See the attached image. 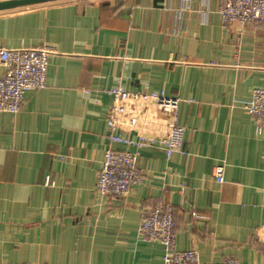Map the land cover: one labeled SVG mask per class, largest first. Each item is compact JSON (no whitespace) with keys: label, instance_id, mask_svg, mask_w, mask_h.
I'll return each instance as SVG.
<instances>
[{"label":"crops","instance_id":"0c3cea01","mask_svg":"<svg viewBox=\"0 0 264 264\" xmlns=\"http://www.w3.org/2000/svg\"><path fill=\"white\" fill-rule=\"evenodd\" d=\"M220 4L67 0L0 12V48L53 51L45 88L0 113V264H162L161 246L137 235L153 206L173 214L175 250H196L200 264H264V136L238 106L264 89V25L224 26ZM117 87L178 99L184 138L169 160L140 148L141 183L111 203L94 188ZM147 108L146 121L159 120Z\"/></svg>","mask_w":264,"mask_h":264},{"label":"built area","instance_id":"2783aa9c","mask_svg":"<svg viewBox=\"0 0 264 264\" xmlns=\"http://www.w3.org/2000/svg\"><path fill=\"white\" fill-rule=\"evenodd\" d=\"M218 16L224 26L234 23L264 25V0H221ZM52 53V49L45 46L17 51L0 48V64L4 68V74L0 77V113H18L26 92L45 88ZM110 96L112 102L105 118L109 147L105 150L97 173L94 193L96 197L112 203L124 199L134 186L141 183L138 150L142 147H155L162 150L169 160L172 155L182 151L184 129L178 124V99L168 98L164 94L130 93L121 87L112 89ZM131 102L143 110L137 111ZM148 103L156 106L155 114L159 117L156 122L149 123L145 119L149 111ZM238 106L253 119L255 134L264 136V89H254L250 98L238 102ZM146 124L158 125L153 136L143 134ZM130 134H134L135 138H129ZM116 144L132 145L137 151L115 150L112 145ZM213 178L219 185L224 183L223 166L214 169ZM191 216L200 218L194 213ZM175 229L173 214L164 207L153 206L142 212L137 235L142 242L161 246L162 264H200L196 250H175ZM258 239L264 245V231L258 234ZM209 264L238 262L229 257Z\"/></svg>","mask_w":264,"mask_h":264},{"label":"water","instance_id":"95a60500","mask_svg":"<svg viewBox=\"0 0 264 264\" xmlns=\"http://www.w3.org/2000/svg\"><path fill=\"white\" fill-rule=\"evenodd\" d=\"M62 1L67 0H2L0 1V12L36 7Z\"/></svg>","mask_w":264,"mask_h":264}]
</instances>
